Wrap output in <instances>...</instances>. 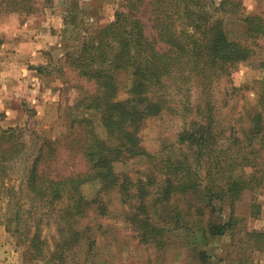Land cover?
Returning <instances> with one entry per match:
<instances>
[{"label": "trees", "instance_id": "obj_1", "mask_svg": "<svg viewBox=\"0 0 264 264\" xmlns=\"http://www.w3.org/2000/svg\"><path fill=\"white\" fill-rule=\"evenodd\" d=\"M126 2L128 9L87 30L78 49L67 53L66 63L94 83L95 92L72 107L73 119L60 136L33 132L39 142L20 183L6 180L9 165L27 152L28 129L0 127V197L11 196L15 214L7 230L25 238L45 264H111L100 251L106 227L97 219L119 210L103 196L117 192L122 205L116 217L123 216L142 243L167 251L182 232H203L212 240L244 233L234 242L239 249L231 246L240 253L236 264H245L243 251L264 253V231L236 214L244 194L264 184V78L232 85V94L256 89L239 112L240 126L221 121L215 90L254 59L264 16L248 13L243 0ZM144 5L150 7L151 34L137 16ZM17 6L16 0H0V17L21 11ZM229 20L245 31L230 37ZM124 85L128 97L120 100ZM177 110L185 124L179 154H151L142 144L146 121ZM138 157L149 162L143 177L116 172V163ZM88 183L101 185L92 199L83 193ZM254 206L256 217L260 206ZM45 221L56 225L53 245L42 233ZM193 245L207 264L208 250Z\"/></svg>", "mask_w": 264, "mask_h": 264}, {"label": "rangeland", "instance_id": "obj_2", "mask_svg": "<svg viewBox=\"0 0 264 264\" xmlns=\"http://www.w3.org/2000/svg\"><path fill=\"white\" fill-rule=\"evenodd\" d=\"M16 1L18 2L17 8L22 10L4 14L0 19L10 18L9 16L13 15L17 16L15 19H18L19 23L49 24L47 28L52 27L51 24L58 20L60 27H62L61 31L60 29L58 30L59 43L65 47L63 50L67 52L61 58L58 54L62 50L55 52L56 55L53 57L57 59L48 65L40 66L37 63L29 65L33 69L34 74H42L41 77L46 78L45 80L48 81L47 87H49L50 91L55 90L56 94L52 96L47 93L48 96L40 98V94L42 95L43 91H37L30 84L29 89H23L15 93L12 105L19 106L24 111L26 118L20 125L14 127L28 129L25 135L28 149L23 157L9 165L10 176L6 180L8 185L23 181L26 167L31 163L39 142L34 133L55 137L66 132V123L71 121L74 116L72 115L74 112L72 107L84 96L95 92V84L81 77L78 71L66 63L65 57L67 53L78 49L80 44L83 43L85 35H87V30L104 27L115 19V14L118 10L128 9L126 0ZM243 2L248 13L264 16V0H243ZM137 16L144 23L147 33L151 34L153 32V22L150 7L141 6ZM12 22L16 23V20ZM227 31L230 37L235 38L241 35L245 28L243 24L233 23V21L229 20ZM259 44L260 47H255L257 53L254 59L243 65L231 78L221 81L215 90L219 117L225 125L230 126L236 123L237 126H240L241 121L238 120L242 106L246 101H252L256 96V89L241 90L237 94H232V85L244 87L252 84L254 80L264 78V67L262 66L264 64V38L259 41ZM125 79L127 80V77ZM126 80L122 81L126 82ZM38 82L36 80L33 81L34 84ZM129 85L130 83L128 87ZM126 87V85L122 87L118 94V99L122 100L128 97ZM31 91L36 92L32 93ZM198 92V90H194V97L196 98L194 104L199 95ZM0 96L4 98L5 94ZM1 106L2 104H0V127L7 129L6 125L4 127L1 124L2 120L4 122L5 117H7ZM86 115H91L93 118L95 116L92 111H86ZM96 119L98 120L97 116ZM184 126V119L180 115V110L167 111L162 115L152 117L146 121L142 128V144L153 155L176 156L179 154V147L177 146L178 134L183 130ZM96 127L99 132L102 131L99 122H97ZM148 167L149 162L145 157H138L115 164L116 172H127L134 177H143ZM100 188L101 185L99 183H88L84 185L83 193L87 198L92 199L98 194ZM103 196L111 210L116 211L115 209L119 208L113 215L102 220L97 219L103 222L106 227V234L100 240V251L111 264H203L197 253L193 252L194 243H197L200 248L208 250L211 257L207 260V264H236L240 253L231 244L244 239V233L237 234L235 237L225 236L212 240L203 232H182L176 246H170L167 251H160L154 245L142 243L136 232H133L125 222L123 216L116 217V215L120 214L122 205L117 192L103 194ZM10 199L11 196L6 192L0 197V245H2L0 246V264H45L41 258L37 259L33 255L34 251L29 248V243L25 238L8 232L7 219L13 218L15 215L14 204ZM254 205L260 206V213L256 217L252 216L257 211ZM227 212H229L228 209ZM236 214L240 217H247L248 221L246 224L251 229L264 231V184L255 192L248 191L244 194L242 201L237 204ZM91 218L93 223L97 222L94 217ZM42 233L48 243L53 245L56 225L52 221H45ZM243 245L241 244V246ZM236 249H239L238 245H236ZM241 257L244 258L245 264H250V262L253 264H264V255L260 252L252 253L250 250H245L242 252Z\"/></svg>", "mask_w": 264, "mask_h": 264}, {"label": "crops", "instance_id": "obj_3", "mask_svg": "<svg viewBox=\"0 0 264 264\" xmlns=\"http://www.w3.org/2000/svg\"><path fill=\"white\" fill-rule=\"evenodd\" d=\"M9 17L0 19V95L5 94L4 98L0 96V104L7 115L1 124L6 125L7 128L20 125L26 118L19 106L12 105L16 92L29 89L30 84L37 91H43L41 92L43 96L40 94V98L48 96L47 93L52 96L56 94L55 90L50 91L47 87L46 78L41 77L42 74H34L29 65L33 63L40 66L48 65L57 59L53 57L56 55L55 52L62 50L58 54L60 58L64 57L67 52L63 50L65 47L59 43L58 30L61 31L62 27L58 20L51 24L52 27L47 28L49 24L38 25L34 22L22 24L15 19L17 16L10 15ZM15 20L16 23L12 22ZM34 80L39 82L34 84Z\"/></svg>", "mask_w": 264, "mask_h": 264}]
</instances>
